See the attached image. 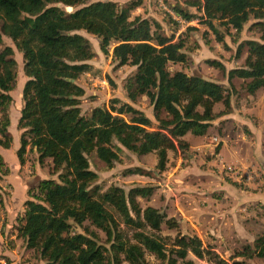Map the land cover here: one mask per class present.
I'll return each instance as SVG.
<instances>
[{"label": "trees", "instance_id": "1", "mask_svg": "<svg viewBox=\"0 0 264 264\" xmlns=\"http://www.w3.org/2000/svg\"><path fill=\"white\" fill-rule=\"evenodd\" d=\"M140 2L119 6L107 0L88 4L84 0H0V45L3 35L12 40L22 53L27 77L17 124L25 131L17 158L23 164L27 147H35L38 162L50 158L52 172H59L58 181L43 179L33 191H27L23 215L17 219V237L47 263L150 264V255L156 264H194L187 257L191 253L205 259L203 264H229L204 247L197 235H163V225L175 228L177 222L157 207L140 206L137 198H148L151 187L125 191L110 186L101 191L93 185L97 174L89 167L90 154L95 153L110 169L120 162L121 147L136 155L153 153L155 167L162 172L168 151L188 148L183 140L186 133H206L216 116L215 103L229 107L226 88L199 74L188 76L183 70L167 69L169 62L186 61L184 43L158 34L156 22L130 19V11ZM57 4L75 9L66 13ZM182 4L184 7L180 3L174 6L176 13L191 18L194 14L187 8H196L203 14L202 22L213 30L215 21L238 32L250 17L256 20L253 24L260 32L259 40L244 42V66L227 75L229 81L233 77L247 80L244 89L252 95L264 87V0H183ZM80 30L94 35L101 52L110 54L118 66L136 67L124 84L127 97L131 101L147 97L157 120L155 128L143 112L120 104L118 98L110 106L92 108L88 116L81 114L84 90L75 81L90 70L87 61L94 51ZM13 51L11 46L0 49V147L4 149L12 144L7 110L16 79ZM207 63L221 67L215 61ZM122 114L131 117L125 119ZM4 165L0 155V171L6 173ZM1 197L0 191V202ZM76 227L82 232H75ZM92 227L104 232V243ZM234 257L264 261V232L230 258Z\"/></svg>", "mask_w": 264, "mask_h": 264}, {"label": "rangeland", "instance_id": "2", "mask_svg": "<svg viewBox=\"0 0 264 264\" xmlns=\"http://www.w3.org/2000/svg\"><path fill=\"white\" fill-rule=\"evenodd\" d=\"M93 1L96 0H84L85 4ZM131 1L135 0H117L116 4L125 6ZM182 1L141 0L139 7L130 11V19L146 16L149 21L151 20L150 22L156 21L159 24L158 34L169 36L178 29V24L170 19L169 10L172 9L169 6L180 3L184 7ZM57 6L62 7L66 13L75 9L63 7L60 4ZM191 9L193 10V8ZM173 12L176 13L174 10ZM193 12L191 14L196 15V12ZM255 21L253 17H250L243 24L242 29L237 32L232 27H226L217 21L214 23L216 30H213L200 19L198 27L185 28L179 33V38L184 43L183 52L189 58L184 63L169 62L167 69L170 72L181 69L190 76L201 74L193 69L206 68L204 72L211 78L218 77L223 80L226 77V70L210 67L211 69L208 70L212 71H206L207 67L201 61L203 56L214 55L225 59L227 66H244L247 55V46L244 45V42L259 40L260 36L258 28L253 24ZM153 30L155 29L152 25ZM78 33L85 36L89 40L92 50L99 54L97 58L95 57V67L82 73L75 81L84 90L79 104L81 114L88 116L92 108L110 106L113 98H119L120 104L126 101L133 108L142 111L151 119L152 127L155 128L157 120L149 100L145 96L138 97L134 101L127 97L124 84L133 73L130 71V66L121 68L112 57L100 53L99 40L94 35L84 30H80ZM4 46L12 47L13 58L17 62L15 83L9 92L12 101L7 114L11 121L8 129L12 136V146L18 148L19 137L25 131V128H18L17 124L23 107L22 89L27 77L23 73L22 53L16 49L10 38L3 35L0 49ZM109 49L111 50V46ZM193 54L199 58V62L190 60ZM246 81L239 83L237 90L235 87L229 88L226 84V91L229 95H233V102L231 106L229 103L228 108L219 102L217 109L219 112L233 110V113L244 116L249 125L230 118V120L219 121V123L211 125L213 129L205 136L206 138L193 136L194 139H192L191 136H188L187 149L168 151L166 168L162 172L155 167L156 156L153 153L136 155L121 147L120 162H116L110 169L97 158L95 153H92L88 156L89 167L97 174L93 185L99 186L101 191H105L110 186H119L125 191L132 187L149 186L152 188L151 195L148 198H137L140 206L142 208L147 205L157 207L166 214L167 218H173L177 222L175 228L163 225V235L174 236L177 232L197 235L204 247L211 248L221 258L228 260L229 264H232L233 261H240V264H264V261L257 257L230 258L236 251L241 250L243 245H252L257 236L264 232V87L254 93L255 111L248 113L245 110L248 109L247 104L250 105L252 101L249 100L251 94L244 89ZM116 105L119 106V104ZM242 106L246 107L245 110ZM241 110L247 113H243ZM122 116L125 119L131 117L130 114H122ZM223 143H227V145L222 150L217 149ZM232 147L236 148L238 152L234 151ZM10 149H4V153L1 154L8 162L5 163L4 168H7L9 164L11 169H8L6 173L3 169L0 171V184L3 185L0 187L4 196H8L11 191L9 185L6 184L8 176L13 179L17 175L22 177L23 182L29 181V186L26 184L25 188L31 191L40 180L54 179L58 181L59 172H52L50 158H45L40 164L36 149L27 147L24 163L18 164L16 169L18 162L16 159L10 158ZM137 169L142 172L136 171ZM13 183L15 191L13 199L16 200L20 197V191L17 182L13 180ZM3 187L7 191H3ZM15 228H17V224ZM12 229L10 228V231L13 234ZM92 229L99 234L101 243H104V232L94 227ZM74 231L82 232V229L76 227ZM17 238L22 240V238ZM21 242L23 245L19 242V245L16 246L14 239L8 235L4 238L2 247L20 252L25 246L24 241ZM31 252V256L37 257L33 250ZM0 257L2 256L0 255ZM187 257L192 259L194 264L207 263L205 259L196 258L191 253ZM147 259L150 264L157 263L153 256L148 255ZM42 261L43 264H51L45 260ZM122 264L127 263L123 262Z\"/></svg>", "mask_w": 264, "mask_h": 264}, {"label": "crops", "instance_id": "3", "mask_svg": "<svg viewBox=\"0 0 264 264\" xmlns=\"http://www.w3.org/2000/svg\"><path fill=\"white\" fill-rule=\"evenodd\" d=\"M98 1V0H96ZM101 1H104V0H101ZM107 1H113V2H117V0H107ZM120 2V1H119ZM141 4V2H140ZM139 4V5H140ZM139 5L137 7H139ZM174 6L175 4H170V8L172 10H174ZM136 7V8H137ZM193 7H189L187 8L188 12L189 13H194L193 11L196 12V15H194L193 17H199L200 14H201V11L199 10H196V8H193V10L191 9ZM139 9V8H138ZM175 11V10H174ZM176 12V11H175ZM178 14V13H176ZM170 16V19L174 20L177 24H178V29L177 30H174L172 32V34H170L169 36L167 37H171L173 39L174 42H176L177 40L181 39L179 38V33L181 30H184L185 28L187 29H191V28H194V27H198V23L195 24V26H181L179 25V23L173 18V16L171 14H169ZM142 18L144 19H147L149 20L146 16H143ZM151 21V20H150ZM152 22H156V21H152ZM157 23V22H156ZM158 24V23H157ZM163 35V34H162ZM204 49H208L206 47H204ZM209 50V49H208ZM94 51V50H93ZM101 53V51H100ZM99 56V54L97 53V51H94V57L91 59V60H88L87 63L90 65V70L92 68L95 67V64H96V61H95V57L97 58ZM109 57L111 58V55L109 54ZM189 56H186V59H188ZM190 60H193L194 62H199V58L196 57L195 54H193L191 57H190ZM210 60V61H215L217 62V64H219L221 67H218V66H213L209 63H207V61ZM202 63L204 64L205 67H207V70L206 71H212V70H208V69H211L210 67H213V68H220L222 70H226V77L222 79H218L215 78H211L210 75H207L206 72H204V69L206 68H198V69H193V71L197 72H201L200 75H202L205 79L207 80H210V81H213L219 85H221L222 87L226 88L227 89V86H225L226 84H228L229 88L230 87H235L236 90L238 88V84L243 82L244 79L242 78H239V77H233L230 81L228 80V75L227 73L232 70V69H235V68H241L243 66H237V67H233V65L231 66H227V62L225 61V59H221L219 57H216L214 55L212 56H203L202 58ZM194 65V64H193ZM92 66V67H91ZM128 65H123V66H119L121 68H124V67H127ZM135 68V69H134ZM136 70V67L135 66H130V71H133V73L135 72ZM178 70H181V69H178ZM132 73V74H133ZM186 73V72H185ZM217 73V72H216ZM131 74V75H132ZM188 75V74H187ZM230 83L232 86H230ZM254 95V94H253ZM253 95H249L250 98L249 100L252 101V103L249 105V103L247 104V107L248 109L245 110L246 107L242 106V108L247 111L248 113H251L254 110V103L253 100H254V97ZM141 97V96H140ZM146 97V96H145ZM230 99H229V103H230V106L232 104V97L233 95H229ZM147 98V97H146ZM119 99V98H118ZM120 100V99H119ZM124 103H127L126 101H124ZM131 105V104H130ZM218 105H219V102L218 103H215L214 107H213V111L214 113L216 114V116L214 117V119L210 122V126L209 128L207 129L206 133L204 134V137L203 135L200 136L202 138H206L205 136H207V134H209V131L212 128L211 125H214L215 123H219V121H225V120H230V118H234V119H237V121H240V122H245L246 124L249 125V123L246 121L245 117L240 115V114H237V113H233V110H230L229 112L228 111H224V112H219V110L217 109L218 108ZM137 109V108H135ZM138 110V109H137ZM244 110H241L243 113H247V112H244ZM140 111V110H139ZM142 112V111H141ZM152 112H153V109H152ZM145 115V114H144ZM146 116V115H145ZM20 117V116H19ZM148 117V116H146ZM149 118V117H148ZM264 118V117H263ZM262 118V120H263ZM150 119V118H149ZM19 120V119H18ZM151 120V119H150ZM9 121H10V117H9ZM231 121H234V120H231ZM11 123V121H10ZM17 121L15 122V125H16ZM263 123V122H262ZM10 125V124H9ZM264 125V124H263ZM9 128V126H8ZM9 131V129H8ZM10 133V132H9ZM19 135V133H18ZM21 136V135H20ZM188 136H191L192 139H194V135H192L191 133H186L184 136H183V140H185L187 143L189 141L188 139ZM190 143V142H189ZM228 143V142H227ZM226 144H222V146L220 145V150H222L224 148ZM19 146H20V137H19ZM29 147V146H28ZM11 148V149H10ZM10 149L9 150V153H10V158L12 160L16 159L18 163H16V169L18 168V164H20L18 158H17V150L18 148H14L11 144L10 146ZM35 148V147H33ZM234 151H237L236 148L232 147ZM36 149V148H35ZM37 151V150H36ZM238 152V151H237ZM4 153V148L1 147V150H0V155ZM38 154V153H37ZM168 154V153H167ZM2 158L3 155H1ZM38 159V157H37ZM4 163H8L6 161V159L4 158L3 159ZM15 162V161H14ZM22 165V164H21ZM7 168L9 170L10 167H9V164L7 166ZM148 174V173H147ZM22 177L21 176H14V178L12 179L10 176L7 177L6 179V184L9 185V189L11 190L10 191V194L8 196H4L3 193H2V190H1V187H0V191H1V202H0V255L2 257H0V259L4 260L5 264H43V261L38 259L37 257L35 256H31L32 255V250L31 249H27L25 246L22 247V249L20 250V252H17V250H10V249H6V248H3L2 247V244L4 243V238H6L8 235L11 236V239H14V243H16V246L19 245V242L22 243L23 245V242H21L22 240L21 239H18L17 238V230L15 228V225L17 224V219L18 217L22 216L23 215V212H24V202L28 199V195H27V189L25 188V186H29L30 182L28 181L27 183L24 181L21 180ZM13 180H15V182H17V185H18V189L20 191V197L18 199H13V194H14V183H13ZM24 184V185H23ZM27 184V185H26ZM7 185V186H8ZM0 186H3L2 184H0ZM3 191H7V189L5 187H3ZM5 197V198H4ZM10 228H13V234H12V231H10ZM10 231V234H8ZM37 258V259H36Z\"/></svg>", "mask_w": 264, "mask_h": 264}, {"label": "built area", "instance_id": "4", "mask_svg": "<svg viewBox=\"0 0 264 264\" xmlns=\"http://www.w3.org/2000/svg\"><path fill=\"white\" fill-rule=\"evenodd\" d=\"M169 13L179 23V25L185 26V27L195 26V24H197L200 21V19H202L201 17L203 16L202 12L199 17H191V18H184L180 16L179 14L174 13L173 10H169ZM0 264H5L4 260L0 259Z\"/></svg>", "mask_w": 264, "mask_h": 264}, {"label": "water", "instance_id": "5", "mask_svg": "<svg viewBox=\"0 0 264 264\" xmlns=\"http://www.w3.org/2000/svg\"><path fill=\"white\" fill-rule=\"evenodd\" d=\"M70 81H73L72 79H70Z\"/></svg>", "mask_w": 264, "mask_h": 264}]
</instances>
